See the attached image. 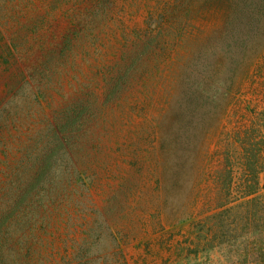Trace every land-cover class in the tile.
<instances>
[{
	"label": "rangeland",
	"instance_id": "1",
	"mask_svg": "<svg viewBox=\"0 0 264 264\" xmlns=\"http://www.w3.org/2000/svg\"><path fill=\"white\" fill-rule=\"evenodd\" d=\"M206 1L0 0V97L34 75L41 117L85 108L81 175L58 169L54 222L38 229L51 264H186L216 212L211 121L185 132L178 118L195 84L211 90L223 78L224 17Z\"/></svg>",
	"mask_w": 264,
	"mask_h": 264
},
{
	"label": "trees",
	"instance_id": "2",
	"mask_svg": "<svg viewBox=\"0 0 264 264\" xmlns=\"http://www.w3.org/2000/svg\"><path fill=\"white\" fill-rule=\"evenodd\" d=\"M206 2L224 17L221 53L215 54L223 59L216 72L223 78L211 90L195 84L178 118L185 132L211 121L216 212L197 228L186 264H215L213 256L220 253L227 264H249L251 258L264 264V0ZM15 48L7 47V57ZM29 77L23 74L0 97V264H51L41 256L38 229L54 222V175L64 165L81 175L75 141H81L76 124L83 103L57 111L53 119L41 117L36 105L42 93L31 83L35 76ZM65 180L58 195L68 190ZM62 199L67 202L68 196Z\"/></svg>",
	"mask_w": 264,
	"mask_h": 264
}]
</instances>
